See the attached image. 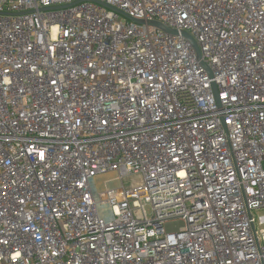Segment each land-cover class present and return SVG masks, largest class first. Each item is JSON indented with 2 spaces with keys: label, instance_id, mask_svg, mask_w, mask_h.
Segmentation results:
<instances>
[{
  "label": "built area",
  "instance_id": "1",
  "mask_svg": "<svg viewBox=\"0 0 264 264\" xmlns=\"http://www.w3.org/2000/svg\"><path fill=\"white\" fill-rule=\"evenodd\" d=\"M0 264H264V0H0Z\"/></svg>",
  "mask_w": 264,
  "mask_h": 264
},
{
  "label": "rangeland",
  "instance_id": "2",
  "mask_svg": "<svg viewBox=\"0 0 264 264\" xmlns=\"http://www.w3.org/2000/svg\"><path fill=\"white\" fill-rule=\"evenodd\" d=\"M141 182H142L141 176L136 175V174L130 175L123 180V183L127 189L136 187L139 184H141ZM93 183H94L95 191L97 194H100L102 192V188L106 183H110L111 185L116 184L115 181L111 180L108 177H102L100 179H95ZM146 209L148 213L151 212L150 206H147ZM103 212L106 213L105 210H103Z\"/></svg>",
  "mask_w": 264,
  "mask_h": 264
},
{
  "label": "water",
  "instance_id": "3",
  "mask_svg": "<svg viewBox=\"0 0 264 264\" xmlns=\"http://www.w3.org/2000/svg\"><path fill=\"white\" fill-rule=\"evenodd\" d=\"M141 22H143V21L141 20ZM152 24L155 25V26H157V27L162 28L163 30H165L166 32H169V33H171V34H178V32H177L176 30H173V29H171V28H168V27L164 26L163 24H161V23H159V22H152ZM182 35L185 36L187 39H189V40L194 44V46L197 48V50H199V49H198V46H197V44H196V42H195V40L190 36V34H188V33H186V32H182ZM202 63H203V65H204L206 68H208V66H207V64H206L205 62H202ZM208 70L210 71L209 68H208ZM210 73H211V71H210ZM215 90H216V89H215ZM216 95H217V97H218V93H217V91H216Z\"/></svg>",
  "mask_w": 264,
  "mask_h": 264
}]
</instances>
